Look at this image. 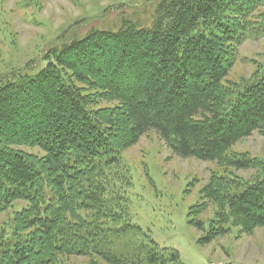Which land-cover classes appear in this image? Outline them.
I'll return each mask as SVG.
<instances>
[{"label":"trees","instance_id":"16d2710c","mask_svg":"<svg viewBox=\"0 0 264 264\" xmlns=\"http://www.w3.org/2000/svg\"><path fill=\"white\" fill-rule=\"evenodd\" d=\"M152 7L54 45L37 73L0 84V212L25 203L0 230V264H181L129 211L122 153L148 131L218 167L190 211L201 245L264 227V177L235 173L262 164L232 149L264 137V64L228 79L239 45L264 37V0Z\"/></svg>","mask_w":264,"mask_h":264},{"label":"rangeland","instance_id":"374dc122","mask_svg":"<svg viewBox=\"0 0 264 264\" xmlns=\"http://www.w3.org/2000/svg\"><path fill=\"white\" fill-rule=\"evenodd\" d=\"M153 1L0 0V84L11 77L37 73L45 64V54L54 45L81 37L91 27L108 26L116 18L133 12L146 15L153 9ZM263 64L264 37L248 39L239 45L228 79H248ZM232 149L257 158L263 168L235 170L237 175L246 179L255 175L264 177L262 135L253 132ZM122 165L131 179L125 189L132 221L161 247L175 249L181 264H264V227L250 234L239 233L234 227L208 244L198 242L203 231L190 224V211L201 202V188L211 172L218 170L214 161L178 157L154 131H148L122 153ZM23 205L24 202H16L12 208L0 212V230L7 228L6 222ZM212 211L209 205L197 215L205 228ZM82 262L83 258H76V263Z\"/></svg>","mask_w":264,"mask_h":264}]
</instances>
